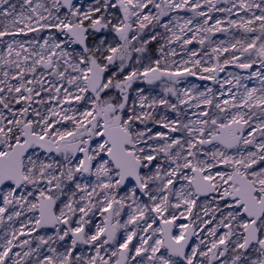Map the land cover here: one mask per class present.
Segmentation results:
<instances>
[{
    "label": "snow or ice",
    "instance_id": "snow-or-ice-1",
    "mask_svg": "<svg viewBox=\"0 0 264 264\" xmlns=\"http://www.w3.org/2000/svg\"><path fill=\"white\" fill-rule=\"evenodd\" d=\"M0 264H264V0H0Z\"/></svg>",
    "mask_w": 264,
    "mask_h": 264
},
{
    "label": "rangeland",
    "instance_id": "rangeland-1",
    "mask_svg": "<svg viewBox=\"0 0 264 264\" xmlns=\"http://www.w3.org/2000/svg\"><path fill=\"white\" fill-rule=\"evenodd\" d=\"M190 80H191L192 82L200 83L202 86L204 85V83H206V82H203V81H198V80H196L195 78H190Z\"/></svg>",
    "mask_w": 264,
    "mask_h": 264
},
{
    "label": "bare ground",
    "instance_id": "bare-ground-1",
    "mask_svg": "<svg viewBox=\"0 0 264 264\" xmlns=\"http://www.w3.org/2000/svg\"><path fill=\"white\" fill-rule=\"evenodd\" d=\"M202 86V85H201Z\"/></svg>",
    "mask_w": 264,
    "mask_h": 264
}]
</instances>
